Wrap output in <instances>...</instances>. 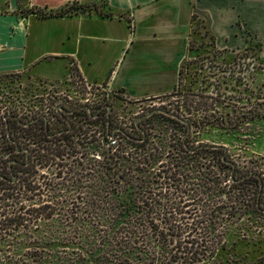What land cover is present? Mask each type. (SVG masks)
<instances>
[{
    "label": "trees",
    "instance_id": "1",
    "mask_svg": "<svg viewBox=\"0 0 264 264\" xmlns=\"http://www.w3.org/2000/svg\"><path fill=\"white\" fill-rule=\"evenodd\" d=\"M92 11L103 17L111 16L103 15L101 6L77 3L54 12L32 8L26 13L39 17H62ZM196 18L205 23L201 28L206 29L214 48L209 19L196 11L191 18L192 37L200 36V30L193 29L194 25H200L195 24ZM254 45L260 50L257 44ZM263 114L243 115L233 123L225 121L221 114L211 119L204 117L202 121L218 122L221 127L232 128L242 118L253 120L254 117H264ZM155 115L162 114L151 117ZM145 121L147 119L140 123ZM1 123L0 131L7 141L4 123ZM182 125L188 133V125ZM107 136L105 132L106 148L100 149L102 161L98 164L93 192L90 180L77 178L69 183L65 195H57L56 192L43 195L39 191L38 204H33L29 202H34V199L27 192H21L17 182L8 184L0 181L7 187L0 194V264H207L210 256L223 248L225 224L236 214L235 205L244 204L240 192L235 194L232 189L244 184L254 186L252 207L264 214V207H261L264 176L250 171L238 177L237 169L227 161L222 147H190L184 140L178 148L160 144L148 149L145 147L147 139L142 134L138 138L118 135L126 144L112 147L108 145ZM133 142H137L134 143L136 147L132 146ZM68 143L73 148L72 141L68 140ZM12 148L8 143L1 146L0 156ZM200 151L222 153L218 161L229 169L226 177L232 187L228 188L220 174L209 175L207 171H200L192 161ZM78 154L72 149L68 157ZM162 158L167 160L166 164L157 165ZM175 181L178 185L174 186L172 183ZM78 190L86 192L76 193ZM176 194L179 198L171 199ZM197 203L202 204L199 218L192 210L184 214L188 215L190 222H174L186 204ZM222 211L226 218L219 219L216 213ZM198 230L203 233L202 237H196Z\"/></svg>",
    "mask_w": 264,
    "mask_h": 264
},
{
    "label": "rangeland",
    "instance_id": "2",
    "mask_svg": "<svg viewBox=\"0 0 264 264\" xmlns=\"http://www.w3.org/2000/svg\"><path fill=\"white\" fill-rule=\"evenodd\" d=\"M198 21L196 18L195 24L200 23L199 27L194 25L193 29L200 30V36L192 37L188 44L187 58L181 66L179 82L172 93L160 98L131 102L121 99V95L113 91L108 92L98 88L91 91L90 101L94 103L96 99L109 98L108 105L112 107L111 127L126 129L136 138L141 135L134 128L138 117L150 113L153 109H163L190 121L189 131L187 133V129L182 124L176 123L171 118L155 115L145 122L137 123L147 139L146 148L153 149L160 144L178 148L184 140L190 147H222L227 161L233 163L237 169L238 177H243L250 171L264 176V117H254L253 120L242 118L232 128L221 127L218 122L202 121L204 117L211 119L212 116L221 114L225 121L233 123L236 118L243 115L263 114L264 63L259 58V50L247 37V47L242 52H216L206 35V29L201 28L205 23L200 22L201 18ZM70 81L71 84L63 88L46 85L25 75L0 76V130L4 110L7 114L16 115L25 122L40 113L46 111L51 113L53 102L67 104L66 102L69 101L65 97L74 100L69 106L81 105L80 102L90 95L89 91L83 90L80 93L75 87L76 79L71 78ZM53 92H56V97ZM94 106L97 107L96 104ZM70 122L73 125V132L51 140L43 136L40 123L29 131L19 126H11L12 135L19 140V147L30 151L28 168L15 171L18 172V189L27 192V195L34 199V202L29 203L38 204L37 198L40 194L56 192L57 195H65L69 183L77 178L90 180L91 191H94L98 164L102 161L100 149L105 147L106 116L104 114L99 120L90 121L84 113H77L70 118ZM64 128L60 120L51 126L54 132ZM68 140L72 141L73 148L70 147L71 143H68ZM134 143L137 142H133L132 145L136 147L137 144ZM118 144L122 146L126 142L121 140ZM0 145H5L2 131H0ZM72 149L79 154L68 157ZM221 154V152L200 151L192 161L200 171H207L209 175L220 174L222 181L226 182L229 188L232 187V183L226 177L229 169L221 166L218 161ZM19 158L21 161L24 160L23 155ZM166 162L167 160L162 158L157 165ZM6 166L7 163L0 159V172L4 173ZM69 169L72 170L71 173ZM46 184L50 186L46 187ZM172 184L175 186L178 182ZM29 185L32 188H39L33 190ZM6 188L5 184L0 182V194ZM228 188L226 191L229 190ZM232 190L235 194L240 192L244 204L235 205L236 214L225 224L223 248L215 251L207 264H264V214L256 212L252 207L255 197L254 186L244 184ZM84 192L86 191L78 190L76 193L84 194ZM172 198H179V194ZM180 205L182 206V203ZM201 206V203L191 206L186 204L174 222L176 224L190 222L188 215L184 216V214L192 210L196 213L194 216L199 218L202 215ZM261 207H264V196ZM223 213L225 212L216 215L219 219L226 218L223 217ZM196 233V237L203 236L200 230Z\"/></svg>",
    "mask_w": 264,
    "mask_h": 264
},
{
    "label": "crops",
    "instance_id": "3",
    "mask_svg": "<svg viewBox=\"0 0 264 264\" xmlns=\"http://www.w3.org/2000/svg\"><path fill=\"white\" fill-rule=\"evenodd\" d=\"M73 3L111 16L26 13ZM195 11L209 19L214 51L242 52L248 37L264 63V0H0V76L109 84L131 102L164 97L178 85Z\"/></svg>",
    "mask_w": 264,
    "mask_h": 264
},
{
    "label": "flooded vegetation",
    "instance_id": "4",
    "mask_svg": "<svg viewBox=\"0 0 264 264\" xmlns=\"http://www.w3.org/2000/svg\"><path fill=\"white\" fill-rule=\"evenodd\" d=\"M43 83V82H42ZM46 85L49 86H62L63 88L65 86H67V81L63 82V83H56V84H48V83H44ZM56 90H59V88H55ZM53 95L56 97V92H53ZM90 95H88L87 100L86 101H81V105H77V106H69V103H73L74 100H72L70 97H65L68 99L69 102H66L67 104L65 105H61V104H56V102H53V109L51 113H48V111H46L45 113H40V115H37L33 118L28 119L27 121H21L20 118H18L16 115H9L7 114V112L4 110L2 113V122L4 123V128H5V134L6 138L8 137L7 141L4 137V141H5V145L6 143H8L9 145H12V151L8 152L7 154H3V156H0V159L3 160L4 162L7 163L6 166V171L3 173V171L0 172V181L2 182H6L8 184H15L18 180V172H15L16 169H24L27 167V165L29 164V158H30V151L27 148H20V143L19 140L15 137V139H12L11 137V122H14V126H19L20 128L27 130L29 128H33L35 125H37L38 123H40V128L42 127L43 129V134L46 135L45 138L47 139H55V137L57 136H62V135H67L72 131L73 129V125L70 122V118H73L77 113H84L87 117L88 120L90 121H96L99 120V118H101L104 114L106 116V122H105V132L108 133L107 139H112L115 138L117 140L115 146L112 147H117L118 146V142L121 141V139L119 138L118 135H121L122 137L125 138H129V136L131 135L130 131H127L126 129H123L121 127H111V121H110V113L112 112V107L110 105H108V102H110V99H106L104 100V98H99L96 99V101H94V103L91 100V97L89 98ZM53 101H55L54 98H51ZM121 99H123L121 97ZM94 104L97 105V107L94 106ZM96 108V109H95ZM158 109V108H157ZM157 109H153L150 113H152L153 111L157 110ZM164 112H167L163 109H160ZM148 113V114H150ZM169 113V112H167ZM145 114V115H148ZM153 114H162L159 112L153 113ZM152 114V115H153ZM172 116H167L165 114H162L164 116H167L171 119H174L176 121H178L181 124H185L188 125V128H190L189 122L187 120H184L172 113H169ZM145 115L138 117V120L136 121V123L134 124V128L136 130H138V132H140L142 135H144V131L139 128L138 126V122L144 120V119H148L149 117H144ZM58 120H60L62 122V124H64V129H59V131L57 130L56 132L51 130V126L54 122H57ZM183 121V122H181ZM9 122V123H8ZM186 122V123H185ZM13 127V126H12ZM10 129V130H9ZM115 129H120L122 131V133L120 132H115L114 136L111 137V135L113 134ZM189 131V129H188ZM2 145H0L1 147ZM108 146V145H107ZM3 147V146H2ZM24 156V160L21 161V159L19 158V156Z\"/></svg>",
    "mask_w": 264,
    "mask_h": 264
},
{
    "label": "built area",
    "instance_id": "5",
    "mask_svg": "<svg viewBox=\"0 0 264 264\" xmlns=\"http://www.w3.org/2000/svg\"><path fill=\"white\" fill-rule=\"evenodd\" d=\"M100 1H102V0H95V2H100ZM70 80H71V79H70ZM70 80L67 81V84H68V85L71 84V81H70ZM75 87L78 88V90L80 91V93H82L83 90H87V91H89V94H91V91H92L93 89H98V88H100V89H105V91H108V92L113 91V90L110 88V85H109V84H108L107 86L105 85L104 87H103V86L96 87V86H90V85L84 83L82 80H77V79H76ZM75 87H74V89H75ZM82 95H83V94H80V96H82ZM86 100H87V97H86L84 100H82V101H86ZM108 141H109V142H108V145H109V146H115V144H116V142H117V140H116L115 138L109 139Z\"/></svg>",
    "mask_w": 264,
    "mask_h": 264
},
{
    "label": "water",
    "instance_id": "6",
    "mask_svg": "<svg viewBox=\"0 0 264 264\" xmlns=\"http://www.w3.org/2000/svg\"><path fill=\"white\" fill-rule=\"evenodd\" d=\"M156 112H159V113H162V114H165V115H167V116H172V115H170L169 113H167V112H164V111H162V110H160V109H157V110H155V111H153L152 113H150V114H148V115H145L144 117L146 118V117H149V116H151L153 113H156ZM138 120H140V119H138ZM181 122H183V121H181ZM186 123V122H185ZM120 132V133H122V131L120 130V129H115L114 130V132H113V134L111 135V137H113L114 136V134H115V132Z\"/></svg>",
    "mask_w": 264,
    "mask_h": 264
}]
</instances>
